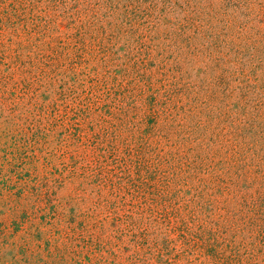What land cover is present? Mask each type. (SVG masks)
I'll return each mask as SVG.
<instances>
[{
  "label": "rangeland",
  "instance_id": "374dc122",
  "mask_svg": "<svg viewBox=\"0 0 264 264\" xmlns=\"http://www.w3.org/2000/svg\"><path fill=\"white\" fill-rule=\"evenodd\" d=\"M1 226L0 264H264V0H0Z\"/></svg>",
  "mask_w": 264,
  "mask_h": 264
},
{
  "label": "trees",
  "instance_id": "16d2710c",
  "mask_svg": "<svg viewBox=\"0 0 264 264\" xmlns=\"http://www.w3.org/2000/svg\"><path fill=\"white\" fill-rule=\"evenodd\" d=\"M23 195L19 194L16 199H20ZM14 208H17L16 206ZM41 207L39 208V210ZM27 215V213H24ZM5 232L4 227H0V235ZM69 232H67L68 234ZM62 242L58 245L52 244V250H48L47 255L58 258L60 264H117L110 259V256H104L100 253V248L93 243V241L82 240V243L78 247L72 246L67 241L65 236ZM69 237V236H68ZM48 243V242H47ZM49 244V243H48ZM50 248V244H49ZM21 251V249L19 248ZM105 252V251H102ZM106 253V252H105ZM109 254V252H108ZM51 262V261H50ZM52 263V262H51Z\"/></svg>",
  "mask_w": 264,
  "mask_h": 264
}]
</instances>
